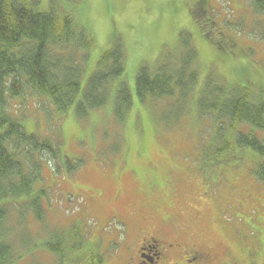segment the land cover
Returning a JSON list of instances; mask_svg holds the SVG:
<instances>
[{
  "label": "rangeland",
  "instance_id": "1",
  "mask_svg": "<svg viewBox=\"0 0 264 264\" xmlns=\"http://www.w3.org/2000/svg\"><path fill=\"white\" fill-rule=\"evenodd\" d=\"M38 1L36 8L44 9L50 0ZM195 1H52L60 12L71 10L75 22L89 28L96 40L81 84L107 42L114 36L122 41V79L133 100L123 122L114 118L112 94L103 107L85 117L76 115L75 104L59 113L46 98L26 88L8 100L9 112L19 117L23 129L39 137L58 138L60 155L66 158L57 172L52 171L56 170L53 163L52 169L44 165L38 183L48 189L43 224L54 231L55 225L67 229L77 224L84 237L82 250L97 244L106 256L103 264H117L127 244L133 248L135 234L132 230L126 234L124 224L130 225L136 217L163 226L177 224L175 231L185 248L200 246L219 256L208 264H223L228 254L245 259L247 250L259 251L260 264L264 259V187L248 167L257 160L256 154L223 138L229 147L220 151L216 162L211 159L212 146L215 142L223 146V142L212 133V115H199L195 102L189 101L185 110L167 117L165 102L139 103L134 96L138 68L180 60L183 37L191 39L198 52V87L212 74L224 84L250 85L254 99L264 95V10L252 16L250 9L260 3L207 0L201 18L195 19L188 11ZM211 15H216V26L209 23ZM237 28L240 32L234 35ZM205 32H209L207 38ZM222 32L230 36L229 43L218 36ZM239 39L246 49L238 47H244ZM14 208L10 209L13 218ZM27 214L28 233L40 234H32L31 253L18 264H57L56 256L43 245L48 235ZM139 226L151 227L134 225ZM21 247L17 241L20 253Z\"/></svg>",
  "mask_w": 264,
  "mask_h": 264
},
{
  "label": "trees",
  "instance_id": "2",
  "mask_svg": "<svg viewBox=\"0 0 264 264\" xmlns=\"http://www.w3.org/2000/svg\"><path fill=\"white\" fill-rule=\"evenodd\" d=\"M52 1L38 9V0H0V264H18L31 253L32 234L40 233H28L27 212L48 235L43 245L56 256L57 264H103L104 255L96 245L82 250L84 237L79 235L77 224L67 229L55 225L56 231L43 224L48 189L38 183L44 165L52 169L53 163L56 170L52 171L57 172L66 158L60 155L58 138L27 133L19 117L8 110V100L20 96L25 88L46 98L59 113L75 104L74 111L80 117L103 107L111 94L116 120L123 122L132 106V94L122 79L124 50L120 38L114 36L107 42L95 68L81 84L96 40L89 28L75 22L71 10L63 8L60 12ZM204 3L196 0L198 6ZM182 42L180 60L138 68L134 78L136 101L171 105L173 110L168 111L165 105L167 117H175L189 101L195 102L199 115H212V129L223 142V146L213 144L211 159L218 162L220 151L229 147L227 141L248 148L257 156L248 167L264 187V95L254 99L250 85L224 84L212 74L198 87L197 49L187 37ZM227 135L232 138L228 140ZM13 205L17 207L14 218L10 211ZM17 241L22 253L16 249Z\"/></svg>",
  "mask_w": 264,
  "mask_h": 264
},
{
  "label": "flooded vegetation",
  "instance_id": "3",
  "mask_svg": "<svg viewBox=\"0 0 264 264\" xmlns=\"http://www.w3.org/2000/svg\"><path fill=\"white\" fill-rule=\"evenodd\" d=\"M133 222L134 225L141 223L151 227H134L131 224L127 227L135 234L136 242L132 249L131 246L126 247L128 250L121 260L123 264H208L212 259H219L214 252L200 246L197 250L185 248L182 237L172 225L163 226L155 221L146 223V219H135ZM259 256L257 250L247 252L245 259L228 254L223 264H259Z\"/></svg>",
  "mask_w": 264,
  "mask_h": 264
}]
</instances>
